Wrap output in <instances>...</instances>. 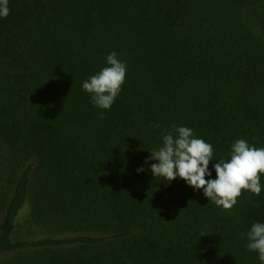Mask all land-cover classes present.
<instances>
[{"label": "trees", "instance_id": "obj_1", "mask_svg": "<svg viewBox=\"0 0 264 264\" xmlns=\"http://www.w3.org/2000/svg\"><path fill=\"white\" fill-rule=\"evenodd\" d=\"M8 7L0 264H262L246 245L252 224L264 223V174L259 196L242 190L224 210L179 177L155 181L157 161H145L173 126L191 128L217 161L239 139L264 148V0ZM247 9L258 33L243 20ZM111 52L126 76L103 110L82 84ZM217 161L206 179L216 178Z\"/></svg>", "mask_w": 264, "mask_h": 264}, {"label": "clouds", "instance_id": "obj_2", "mask_svg": "<svg viewBox=\"0 0 264 264\" xmlns=\"http://www.w3.org/2000/svg\"><path fill=\"white\" fill-rule=\"evenodd\" d=\"M8 2L0 0V17L6 18L9 15ZM106 61L107 67L82 84L83 90L91 95L92 104L103 110L110 109L121 92L126 76V65L117 58L115 52H111ZM173 127L175 135L172 132L163 135V146L149 151L151 155L146 158V164L148 161H157L150 165L155 181L159 178V182L165 180L170 184L179 177L193 190H203L207 200L222 206L224 210H231L236 205L242 190L260 195L264 148L250 146L246 140L239 139L231 145L230 159L217 161L213 156L212 145L201 138H194L191 128ZM210 161H217L213 165L215 179L205 178L212 175L209 170ZM137 171L143 172L145 169L141 167ZM247 239V249L258 253L259 260L264 264V223H253Z\"/></svg>", "mask_w": 264, "mask_h": 264}, {"label": "rangeland", "instance_id": "obj_3", "mask_svg": "<svg viewBox=\"0 0 264 264\" xmlns=\"http://www.w3.org/2000/svg\"><path fill=\"white\" fill-rule=\"evenodd\" d=\"M243 20L249 29H251L255 33H258V29L256 28V24L251 14V9H247L244 11Z\"/></svg>", "mask_w": 264, "mask_h": 264}]
</instances>
